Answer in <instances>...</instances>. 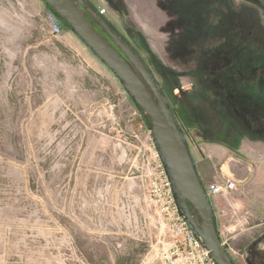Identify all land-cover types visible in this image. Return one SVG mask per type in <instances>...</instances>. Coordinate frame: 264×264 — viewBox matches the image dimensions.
I'll return each instance as SVG.
<instances>
[{"label":"rangeland","instance_id":"rangeland-1","mask_svg":"<svg viewBox=\"0 0 264 264\" xmlns=\"http://www.w3.org/2000/svg\"><path fill=\"white\" fill-rule=\"evenodd\" d=\"M85 2L97 14L106 9L102 18L162 96L213 89L230 82L226 75L242 87L264 83L249 81L252 66L264 74V60L245 48L264 57V0ZM50 13L44 0H0V264H169L175 238L149 186L150 128L121 79L71 27L62 25L64 38L51 32ZM250 34L253 44L244 42ZM230 99L224 113L236 109L250 135H237L229 150L237 160L231 179L258 186L245 189L247 208H233L244 230L264 203V140H253L264 137V121ZM193 152L211 179L228 158Z\"/></svg>","mask_w":264,"mask_h":264},{"label":"crops","instance_id":"crops-1","mask_svg":"<svg viewBox=\"0 0 264 264\" xmlns=\"http://www.w3.org/2000/svg\"><path fill=\"white\" fill-rule=\"evenodd\" d=\"M251 71L252 69H250L249 75H252ZM232 76L235 77L231 75V78H233ZM253 78L252 75L250 81ZM256 78L258 79V76ZM225 80H227L226 77ZM250 86L249 88L247 86L242 87L234 81L228 84L224 82L221 85L213 86V89L201 87L194 93L176 98L175 101L169 96L166 97L167 104L183 133L184 140L203 184L210 180L209 183L215 184L222 182L225 178L228 181L233 180L231 176L234 172L230 168V162L232 160L237 162V160L234 158L236 156L229 150L237 146V135L240 136L241 140H245L250 136L239 126L236 119V109L232 110L231 115L224 113V108L228 104L226 101H229L233 96L234 100L230 99V101L233 102L234 107H244L249 116L251 115L260 123L264 121V111H260V107H264V83L255 84L256 88H252L255 87L252 84ZM216 91L220 93L218 97L214 94ZM254 106L256 109H253ZM252 113L256 115L253 116ZM220 140H224V142L221 143ZM253 140H264V137L258 135ZM219 143L221 144L219 145ZM194 149L197 152L201 149L204 153H200V155L208 158L218 154L228 155V158L219 165L217 173L211 179L208 175L206 176L204 166L198 165V159L193 154ZM203 160L199 159L200 162ZM233 181L237 184V190L210 199L220 240L225 245L228 256L232 261L240 262V264H264V203L256 202L254 205L256 212L254 211L253 214L256 215L254 217L257 220L256 223L244 230H237L244 217L239 216L233 208L237 204H244L247 208L250 202L247 198H244L245 189L249 185L254 188L257 185L256 183L255 185L250 183V180H246L243 184ZM242 188L244 191H241ZM233 211L236 219L233 216Z\"/></svg>","mask_w":264,"mask_h":264},{"label":"water","instance_id":"water-1","mask_svg":"<svg viewBox=\"0 0 264 264\" xmlns=\"http://www.w3.org/2000/svg\"><path fill=\"white\" fill-rule=\"evenodd\" d=\"M44 1L124 83L150 125L166 166H169L172 172L173 184L176 183L182 193L178 200L185 215L203 239L216 263L234 264L218 235L211 202L199 180L183 133L167 104L166 97L162 96L144 64L85 0ZM82 8L97 21L123 55L94 28Z\"/></svg>","mask_w":264,"mask_h":264},{"label":"built area","instance_id":"built-area-1","mask_svg":"<svg viewBox=\"0 0 264 264\" xmlns=\"http://www.w3.org/2000/svg\"><path fill=\"white\" fill-rule=\"evenodd\" d=\"M105 14L106 9L104 8L98 12L101 17ZM49 26L56 37L59 39L64 38L61 21L53 12L49 16ZM150 134L153 144L151 159L154 164V175L150 180L149 186L160 213L175 238L171 255L168 257L169 264H217L203 239L185 215L175 195L174 184L167 169L164 156L151 130ZM237 188L236 182L226 181L205 187V192L210 200L218 195L229 194L237 190Z\"/></svg>","mask_w":264,"mask_h":264},{"label":"trees","instance_id":"trees-1","mask_svg":"<svg viewBox=\"0 0 264 264\" xmlns=\"http://www.w3.org/2000/svg\"><path fill=\"white\" fill-rule=\"evenodd\" d=\"M255 6V5H254ZM49 8H50V10H51V12H53L57 17H58V19L62 22V25L63 26H66V27H68V28H70V26L49 6ZM82 11H83V9H82ZM252 24V23H251ZM254 24V23H253ZM252 28H255L254 26H252ZM254 33V32H253ZM251 35V34H250ZM252 40H254V38H253V35H251L250 36V39H247V40H245L244 42L245 43H251V44H253L254 43V41L253 42H251ZM252 47L253 46H245V48L246 49H248V50H250V53L254 50V48L252 49ZM257 47V46H256ZM251 54H254V59H259V60H264V57L263 56H259L258 55V53H256V52H254V53H251ZM125 57V56H124ZM126 59V58H125ZM254 67L252 66V75L254 76H260L258 79L260 80L261 78H262V73H261V75H260V72H259V70H258V67H256V65H255V69H253ZM250 72V71H249ZM252 75H249V81H250V77L252 76ZM226 76H228L227 77V80H229L230 82H232V81H234V82H237L238 83V80H236V78L235 77H233V78H231V75H226ZM236 80V81H235ZM252 81H254V79L252 80ZM252 81H250V82H252ZM230 82H228V83H230ZM254 82H256V81H254ZM257 83V82H256ZM257 84H260V83H257ZM134 99V98H133ZM136 105H137V103H136ZM138 106V105H137ZM138 109H139V111H140V113L142 114V116H143V118H144V121H145V124H146V126L148 127V128H150V125H149V123H148V121H147V119H146V117H145V115L143 114V112L141 111V109L139 108V106H138ZM196 168V167H195ZM196 172H197V169H196ZM197 174H198V172H197ZM198 177H199V175H198ZM199 180H200V178H199ZM201 181V180H200ZM202 183V182H201ZM203 185V184H202ZM204 189H205V187H204ZM189 207H190V210H191V212L194 214V212H193V209L191 208V206L189 205ZM217 232H218V230H217ZM218 235H219V233H218Z\"/></svg>","mask_w":264,"mask_h":264},{"label":"flooded vegetation","instance_id":"flooded-vegetation-1","mask_svg":"<svg viewBox=\"0 0 264 264\" xmlns=\"http://www.w3.org/2000/svg\"><path fill=\"white\" fill-rule=\"evenodd\" d=\"M82 9H84V8H82ZM85 15H86V16L89 15L90 17H92L88 12H87V14H85Z\"/></svg>","mask_w":264,"mask_h":264}]
</instances>
